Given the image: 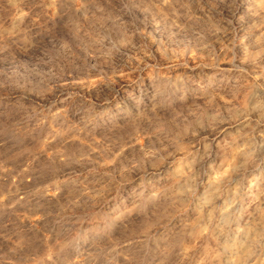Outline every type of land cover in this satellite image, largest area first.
<instances>
[{"label":"rangeland","instance_id":"374dc122","mask_svg":"<svg viewBox=\"0 0 264 264\" xmlns=\"http://www.w3.org/2000/svg\"><path fill=\"white\" fill-rule=\"evenodd\" d=\"M0 264H264V2L0 0Z\"/></svg>","mask_w":264,"mask_h":264},{"label":"bare ground","instance_id":"6f19581e","mask_svg":"<svg viewBox=\"0 0 264 264\" xmlns=\"http://www.w3.org/2000/svg\"><path fill=\"white\" fill-rule=\"evenodd\" d=\"M249 2V1H248ZM264 2V0H253V3H257V4H261V3H263ZM255 7V6H254ZM116 87V86H115ZM224 91V90H223ZM244 248V247H243ZM240 250V249H239ZM235 251H237V249L235 250ZM250 254V253H249ZM249 258V257H248ZM246 259V258H245Z\"/></svg>","mask_w":264,"mask_h":264}]
</instances>
